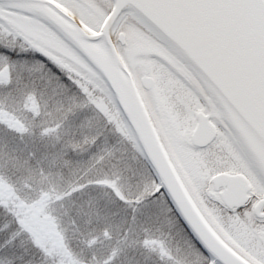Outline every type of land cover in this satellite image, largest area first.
I'll return each mask as SVG.
<instances>
[{
	"label": "snow or ice",
	"instance_id": "snow-or-ice-1",
	"mask_svg": "<svg viewBox=\"0 0 264 264\" xmlns=\"http://www.w3.org/2000/svg\"><path fill=\"white\" fill-rule=\"evenodd\" d=\"M0 264H264V0H0Z\"/></svg>",
	"mask_w": 264,
	"mask_h": 264
}]
</instances>
